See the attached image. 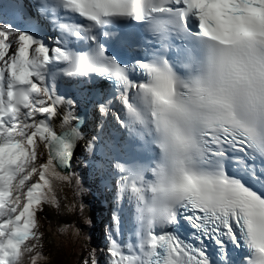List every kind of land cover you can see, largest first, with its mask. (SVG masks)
<instances>
[{
    "label": "snow or ice",
    "instance_id": "snow-or-ice-1",
    "mask_svg": "<svg viewBox=\"0 0 264 264\" xmlns=\"http://www.w3.org/2000/svg\"><path fill=\"white\" fill-rule=\"evenodd\" d=\"M0 11L23 22L0 25V264L37 247V213L57 203L49 177L70 179L57 168L82 141L95 168L109 162L115 203L104 259L84 264H264V0Z\"/></svg>",
    "mask_w": 264,
    "mask_h": 264
},
{
    "label": "rangeland",
    "instance_id": "rangeland-1",
    "mask_svg": "<svg viewBox=\"0 0 264 264\" xmlns=\"http://www.w3.org/2000/svg\"><path fill=\"white\" fill-rule=\"evenodd\" d=\"M41 158H43V155L41 156ZM61 215H62V212H61V211H58V212L55 213V217H54V219H55L56 222L61 220V219H60V216H61ZM37 222H38V226H39V228H40L41 230H43V225L45 224V222H44V221H41V220H37ZM46 237H47V240H46L47 245H48V247L50 248L51 243H52V240H51V238H50V236H49L48 234H46ZM55 245H59V246H60L59 239H57V237H56ZM65 245H66V244H65ZM42 249H44L43 246H42ZM63 249H64V247H63L62 249H59V253H57V254L54 256L55 258L52 259V262H51V263H54V264H60V262H62V260H60V257L62 256V255H61V251H63ZM49 251H50V252L52 253V255H53V249L50 248ZM44 253H45V252H44ZM69 262H70L71 264H75V263H74V260H73V261H70V260H69ZM30 264H33V263H30Z\"/></svg>",
    "mask_w": 264,
    "mask_h": 264
},
{
    "label": "bare ground",
    "instance_id": "bare-ground-1",
    "mask_svg": "<svg viewBox=\"0 0 264 264\" xmlns=\"http://www.w3.org/2000/svg\"><path fill=\"white\" fill-rule=\"evenodd\" d=\"M2 17V16H1ZM94 132V131H93ZM86 172V171H85ZM83 187H84V189H85V184H83ZM86 188L88 189V190H90L89 189V187H87L86 186ZM90 191H92V190H90ZM89 192V191H88ZM93 192V191H92ZM100 194V193H99ZM104 198H102V200H103ZM103 202H105V200H103ZM104 207H107L105 204H104ZM88 209L90 210V212H91V209H90V206H89V204H88Z\"/></svg>",
    "mask_w": 264,
    "mask_h": 264
}]
</instances>
